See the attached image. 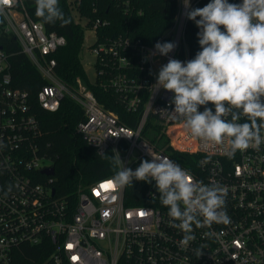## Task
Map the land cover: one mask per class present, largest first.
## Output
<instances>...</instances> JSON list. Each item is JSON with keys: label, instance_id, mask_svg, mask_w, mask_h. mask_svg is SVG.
<instances>
[{"label": "built area", "instance_id": "1", "mask_svg": "<svg viewBox=\"0 0 264 264\" xmlns=\"http://www.w3.org/2000/svg\"><path fill=\"white\" fill-rule=\"evenodd\" d=\"M28 1L15 0L0 13L5 32L15 37L45 80L37 94L39 106L56 113L65 98L75 102L83 110L76 128L83 141L99 155L115 150L127 168L135 170L142 160H151L150 152L169 157L194 180L225 187L231 221L193 226L195 241L183 245V233L170 223L154 181L121 187L113 175L62 196L55 188L53 160L42 150L44 133L31 112L29 94L14 88L8 55L0 48V264H264V143L259 150H238L229 158L227 138L223 144H204L182 121L161 112L172 111L174 94L156 89L160 67L169 59L191 60L187 30L196 25L184 15L183 0L173 26L152 44L131 36L100 39L98 31L109 27L108 21L98 19L90 26L97 37L92 47L96 77L106 75L101 86L117 94L127 112L139 113L135 127L106 111L82 80L73 87L61 80L55 55L67 40L33 19ZM201 1L190 3L198 8ZM72 9L85 26L88 20ZM158 41L177 47L168 56L153 54ZM207 107L214 111L211 103ZM50 169L53 175L44 174ZM198 247L202 255L197 258L193 249ZM26 248L36 257L28 260Z\"/></svg>", "mask_w": 264, "mask_h": 264}, {"label": "clouds", "instance_id": "2", "mask_svg": "<svg viewBox=\"0 0 264 264\" xmlns=\"http://www.w3.org/2000/svg\"><path fill=\"white\" fill-rule=\"evenodd\" d=\"M14 2L0 0V12ZM35 4V14L42 23H71L59 0H35ZM183 5L184 15L199 29L200 50L191 60L169 59L160 67L156 89L174 94L169 102L174 106L172 111L165 108L161 112L170 120L182 121L204 144H223L227 138L229 158L238 150H259L264 143V0H242L239 4L211 0L202 8H193L190 0H183ZM176 47L175 42L158 41L153 54L168 56ZM209 103L214 111L207 107ZM200 106H205L202 112L198 111ZM242 119L244 122H239ZM149 154L151 160H142L132 170L113 150L110 159L118 168L113 180L121 187L132 186L133 181H154L160 203L168 207L170 223L183 233V245L195 241L193 226L211 228L230 223L225 187L194 180L169 157ZM193 254L200 257L202 249H193Z\"/></svg>", "mask_w": 264, "mask_h": 264}, {"label": "trees", "instance_id": "3", "mask_svg": "<svg viewBox=\"0 0 264 264\" xmlns=\"http://www.w3.org/2000/svg\"><path fill=\"white\" fill-rule=\"evenodd\" d=\"M209 2L211 0H202L198 8ZM126 3L129 4V12H126ZM178 3L179 0H59V6L65 16L71 19V23L67 26H61L59 22L55 25L43 23L48 32L64 36L67 40V45L55 55L58 62L57 74L70 87H73L78 79L82 80L106 111L115 113L124 125L135 127L140 118L139 113L127 112L120 97L101 86L100 83L104 82L107 76L96 77L93 83L88 80L80 60L85 32L90 30L94 21L100 19L110 23L109 27L98 31L100 39L104 36H131L152 44L175 23ZM26 7L31 17L41 22L35 14V0H29ZM72 8L81 19L88 20L85 26L76 19ZM198 31L194 25H189L187 30L191 59L200 50L196 35ZM0 48L8 55L14 88L29 94L31 112L36 116L44 133L42 150L54 163L57 192L68 198L79 185H89L115 175L118 168L110 159L112 152L99 155L77 133L76 128L83 119V110L75 102L65 98L61 109L56 113L43 110L39 106L37 94L45 85V80L23 53L15 37L5 32V21L1 13ZM153 123L154 118L151 116L148 126L151 127ZM148 133L150 132L147 129L144 134ZM26 253L29 255L28 260L36 257V252L29 248H26Z\"/></svg>", "mask_w": 264, "mask_h": 264}, {"label": "rangeland", "instance_id": "4", "mask_svg": "<svg viewBox=\"0 0 264 264\" xmlns=\"http://www.w3.org/2000/svg\"><path fill=\"white\" fill-rule=\"evenodd\" d=\"M182 7V1L179 0L178 11ZM97 40L96 34L93 30H87L84 35V43L82 52L80 54V60L83 64V67L87 73L88 80L93 83L96 80V56L92 52V47L95 45ZM44 165H51L50 162L46 161Z\"/></svg>", "mask_w": 264, "mask_h": 264}, {"label": "water", "instance_id": "5", "mask_svg": "<svg viewBox=\"0 0 264 264\" xmlns=\"http://www.w3.org/2000/svg\"><path fill=\"white\" fill-rule=\"evenodd\" d=\"M44 174H46V175H53L54 174V169H50V170L44 172Z\"/></svg>", "mask_w": 264, "mask_h": 264}]
</instances>
